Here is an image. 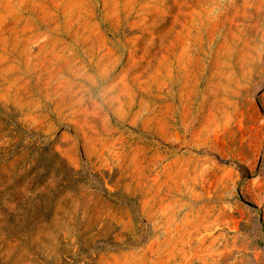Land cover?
Here are the masks:
<instances>
[{
	"label": "rangeland",
	"instance_id": "obj_1",
	"mask_svg": "<svg viewBox=\"0 0 264 264\" xmlns=\"http://www.w3.org/2000/svg\"><path fill=\"white\" fill-rule=\"evenodd\" d=\"M0 264H264V0H0Z\"/></svg>",
	"mask_w": 264,
	"mask_h": 264
}]
</instances>
